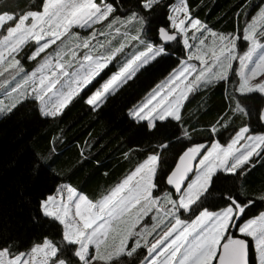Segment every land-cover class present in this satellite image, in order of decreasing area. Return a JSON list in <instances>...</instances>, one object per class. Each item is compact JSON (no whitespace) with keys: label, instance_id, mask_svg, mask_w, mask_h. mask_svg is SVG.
I'll use <instances>...</instances> for the list:
<instances>
[{"label":"snow or ice","instance_id":"snow-or-ice-1","mask_svg":"<svg viewBox=\"0 0 264 264\" xmlns=\"http://www.w3.org/2000/svg\"><path fill=\"white\" fill-rule=\"evenodd\" d=\"M13 2L0 0V86L15 82L3 93L8 102L0 99V116L38 102L42 117L60 118L81 99L102 111L171 57L172 43L187 55L128 109L134 122L158 134L155 147L96 202L66 185L44 196L41 215L59 227V240L45 236L24 251L16 242L2 244L0 264H250V250L264 264V211L249 217L255 199L217 187L221 178L243 177L264 159V133L240 127L227 145L186 147L174 167H164L172 137L179 132L178 139H191L182 112L201 88L238 75L229 112L218 123L253 116L248 99L264 97V3L240 31L224 34L194 16L188 0L168 5L170 14L154 29L150 22L162 0H40L27 10L8 7ZM240 42L248 45L243 54ZM258 119L264 124V108ZM161 184L170 190L162 192ZM217 194L224 207L213 210Z\"/></svg>","mask_w":264,"mask_h":264},{"label":"trees","instance_id":"trees-1","mask_svg":"<svg viewBox=\"0 0 264 264\" xmlns=\"http://www.w3.org/2000/svg\"><path fill=\"white\" fill-rule=\"evenodd\" d=\"M262 1L188 0V3L193 15L209 28L229 34L240 31ZM16 3L27 10L40 0H14L8 7H15ZM170 4V0H162L150 22L153 29L165 22ZM169 51L173 52L171 57L146 72L135 86L111 100L102 111L89 110L81 99L69 106L60 118L42 117L38 102H28L10 115L0 116V245L16 242L18 250L24 251L45 236L59 240V227L41 215L39 202L44 196L54 194L60 185L66 184L92 201L98 200L155 147L158 134L150 133L141 122H134L128 109L179 66L177 57L185 58L179 43L171 44ZM238 82V76L232 74L228 82L201 88L191 95L182 112L186 121L182 127L189 130L191 139H178L179 132L172 137V147L164 154L165 170L175 166L186 147L216 140L225 145L243 126H250L252 133H264V124L258 119L264 97L256 93L247 101L253 112L250 120L232 117L223 124L218 123L229 112L228 97ZM91 91H86L84 98ZM213 125L218 129L227 127L211 133L208 129ZM174 129L175 124H170L169 131ZM161 187L162 192L170 190L163 184ZM217 187L239 195L242 200L255 199L249 217L264 211V203L259 199L264 192V159L243 177L221 178ZM218 195L213 205H209L213 210L224 207ZM233 234L239 235L235 231ZM250 264H256L254 250H250Z\"/></svg>","mask_w":264,"mask_h":264},{"label":"rangeland","instance_id":"rangeland-1","mask_svg":"<svg viewBox=\"0 0 264 264\" xmlns=\"http://www.w3.org/2000/svg\"><path fill=\"white\" fill-rule=\"evenodd\" d=\"M171 1V4L170 5H172V4H179V2H180V0H170ZM262 3H264V0L262 1V2H260V3H258L257 5H256V9H255V11H254V13L252 14V15H254L255 13H256V11L258 10V7H259V5L260 4H262ZM169 14H170V9H169ZM251 17V16H250ZM250 17L248 18V20L250 19ZM97 27H99V26H97ZM73 31H75V32H77L80 36H87L88 34H89V31L88 30H80V29H73ZM218 33H220V32H218ZM224 34H226V33H224ZM3 33H0V40H2V37H3ZM107 39H111V37H108ZM117 39H119V38H117ZM191 43H193V44H195V43H197L198 41H190ZM173 44V43H172ZM206 44H211V38H209L207 41H206ZM247 44L246 43H244V45H238V50H239V53L240 54H243V52L246 50V48H247ZM26 51H28V49H26ZM184 51H185V56L187 55V49H185L184 48ZM68 58H70V57H68ZM26 66V68H28L29 70H31L33 67H34V65L33 64H30V63H28V64H26L25 65ZM237 67H238V65H236ZM179 67V66H178ZM177 67V68H178ZM198 67H199V65H198ZM109 75H110V73H109ZM238 76V75H237ZM107 77L105 76V79H106ZM4 78L3 77H0V81H2ZM238 79H239V77H238ZM163 80V79H162ZM161 80V81H162ZM160 81V82H161ZM13 86H15V82H13L11 85H3V86H0V99H4L5 100V102H8V98L6 97V96H4L3 95V93L5 92V90L6 89H9L10 87H13ZM99 85L97 84V85H95L94 87H92L91 89H92V91H94L95 90V87H98ZM263 108H264V106H263ZM253 134H262V133H253ZM230 142V141H229ZM228 142V143H229ZM211 144V143H210ZM225 145H227V144H225ZM60 186H62V185H60ZM59 186V187H60ZM67 186V185H66ZM58 187V188H59ZM55 194V193H54ZM264 195V192L262 193V196ZM255 216V215H254ZM254 216H251V217H254ZM182 218H187V217H182ZM149 223H151V222H149ZM237 234H239V233H237ZM254 259H255V262H256V264H257V253L254 251Z\"/></svg>","mask_w":264,"mask_h":264},{"label":"crops","instance_id":"crops-1","mask_svg":"<svg viewBox=\"0 0 264 264\" xmlns=\"http://www.w3.org/2000/svg\"><path fill=\"white\" fill-rule=\"evenodd\" d=\"M121 181H122V180H121ZM121 181H120V182H121ZM120 182H119V183H120ZM63 185H66V184H63ZM67 186H69V185H67ZM108 193H109V192H108ZM108 193H107V194H108ZM107 194H105V195H107ZM102 198H103V197H101V198H99V199H102ZM99 199H98V200H99ZM96 201H97V200H95V201H93V202H96Z\"/></svg>","mask_w":264,"mask_h":264},{"label":"water","instance_id":"water-1","mask_svg":"<svg viewBox=\"0 0 264 264\" xmlns=\"http://www.w3.org/2000/svg\"><path fill=\"white\" fill-rule=\"evenodd\" d=\"M177 162H178V160H177ZM177 162H176V163H177Z\"/></svg>","mask_w":264,"mask_h":264}]
</instances>
